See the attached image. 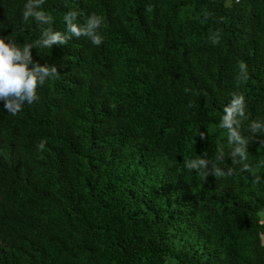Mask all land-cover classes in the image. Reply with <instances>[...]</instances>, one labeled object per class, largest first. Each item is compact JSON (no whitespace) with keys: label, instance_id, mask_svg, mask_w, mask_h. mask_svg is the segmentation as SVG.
I'll return each mask as SVG.
<instances>
[{"label":"trees","instance_id":"obj_1","mask_svg":"<svg viewBox=\"0 0 264 264\" xmlns=\"http://www.w3.org/2000/svg\"><path fill=\"white\" fill-rule=\"evenodd\" d=\"M264 0H0V264H264Z\"/></svg>","mask_w":264,"mask_h":264},{"label":"rangeland","instance_id":"obj_2","mask_svg":"<svg viewBox=\"0 0 264 264\" xmlns=\"http://www.w3.org/2000/svg\"><path fill=\"white\" fill-rule=\"evenodd\" d=\"M261 221L264 223V212H261L260 214ZM263 242H264V236H263Z\"/></svg>","mask_w":264,"mask_h":264}]
</instances>
